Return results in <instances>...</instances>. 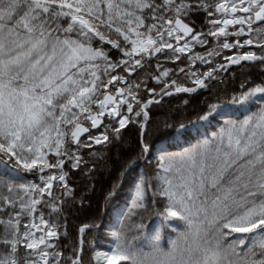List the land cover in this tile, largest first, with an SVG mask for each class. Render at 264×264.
Listing matches in <instances>:
<instances>
[{
  "label": "snow or ice",
  "instance_id": "6c2138e0",
  "mask_svg": "<svg viewBox=\"0 0 264 264\" xmlns=\"http://www.w3.org/2000/svg\"><path fill=\"white\" fill-rule=\"evenodd\" d=\"M199 10L206 30L190 26ZM256 62L264 66V0H0V264H83L89 231L111 237L109 250L94 251L95 264H264V78L206 100L204 114L179 123L177 133L237 113L194 143L161 149L154 174L134 182L119 227L84 223L65 255L57 241L67 218L53 215L74 196L70 173L91 177L96 147L129 124L146 131L150 106ZM151 153L142 142L117 181ZM118 190L114 182L109 204ZM149 210L161 218L154 231L140 216ZM174 219L184 228L165 251L160 241Z\"/></svg>",
  "mask_w": 264,
  "mask_h": 264
},
{
  "label": "trees",
  "instance_id": "16d2710c",
  "mask_svg": "<svg viewBox=\"0 0 264 264\" xmlns=\"http://www.w3.org/2000/svg\"><path fill=\"white\" fill-rule=\"evenodd\" d=\"M186 3H193V0H185ZM218 2V0H217ZM206 13L199 10L191 14L190 26L197 31L206 30L207 24L205 21ZM188 18L185 19L189 23ZM197 51L204 52V48H197ZM248 50V49H244ZM256 50L259 54V49ZM235 51V50H233ZM231 52H225L224 55H231ZM115 58L118 53L113 50ZM222 62L221 58H216ZM155 61H153V65ZM166 67H173L172 64H166ZM262 66L259 62L243 63L239 66H232L226 72L218 74V79L211 81V87L208 90L201 89L193 94H177L169 97H164L161 103L150 106V119L147 122L146 131L142 130L138 124L132 123L122 131L121 138L116 140L111 145L105 144L97 146V158L100 162L91 177L85 176L83 170L70 173L69 184L74 187L75 192L72 198H68L63 205L60 213L53 214L54 216L66 217V228L61 229V237L57 241L58 245L64 250L65 255L72 254V248L78 243V229L84 223H101L107 228L119 227L118 217L122 211L126 210L131 188L137 178L143 173L146 175L154 174L155 170V155L161 149L167 148L171 151L179 150L181 146H187L189 143H194L195 140L203 134L210 133L215 130L222 117L226 115L235 116L237 113L234 109L224 110L214 116L207 122H203L194 126L185 128L181 133H177L175 128L179 123H187L189 120H195L198 115L206 112L207 108L205 101L209 103L219 100H226L231 97L240 83L251 78L253 83L260 82L264 78V72L260 69ZM202 70H206L202 69ZM137 75H143L139 73ZM135 78V77H133ZM181 80V77H174ZM188 86H192L188 84ZM149 87H155L159 90L161 85H156L149 81ZM142 99L147 100L146 93L142 94ZM187 102V103H185ZM165 122L172 125L166 128ZM147 142L152 146V153L145 157H140L136 164L128 169L125 176L117 181V175L121 170V165L128 157H136L140 150V144ZM87 157V153H85ZM96 159V158H93ZM3 169L0 168V171ZM67 170V169H66ZM114 182L119 183L118 194L109 204L106 197L108 196ZM6 194V193H5ZM163 208V202L155 205V210L159 211ZM45 215H48V209H44ZM143 223L147 226V230L154 231L158 224L161 223L160 216L155 214V211L140 213ZM140 216L136 218L140 222ZM0 218L7 219V213H0ZM27 218L25 217L24 220ZM63 223V220L61 221ZM23 223V221H22ZM171 227L165 225L163 238L160 241V246L167 251L170 248L169 240L175 239L178 231L183 230L184 224L178 219L169 221ZM3 229L0 227V233ZM85 252L82 256L83 264H95L94 251L96 248L101 250H109L111 248V237L107 232L89 231L86 234ZM89 241H94L89 244ZM145 250H150L143 242H140ZM123 264V262H121Z\"/></svg>",
  "mask_w": 264,
  "mask_h": 264
},
{
  "label": "rangeland",
  "instance_id": "374dc122",
  "mask_svg": "<svg viewBox=\"0 0 264 264\" xmlns=\"http://www.w3.org/2000/svg\"><path fill=\"white\" fill-rule=\"evenodd\" d=\"M175 151H177V150H175ZM127 205H128V203H127V204H125V205H124V207H126ZM118 214H120V213H118Z\"/></svg>",
  "mask_w": 264,
  "mask_h": 264
},
{
  "label": "clouds",
  "instance_id": "9594fccd",
  "mask_svg": "<svg viewBox=\"0 0 264 264\" xmlns=\"http://www.w3.org/2000/svg\"><path fill=\"white\" fill-rule=\"evenodd\" d=\"M157 227H159V224L157 225Z\"/></svg>",
  "mask_w": 264,
  "mask_h": 264
}]
</instances>
